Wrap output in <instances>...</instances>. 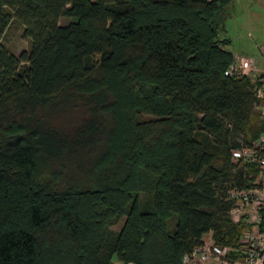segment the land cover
<instances>
[{
  "label": "trees",
  "instance_id": "trees-1",
  "mask_svg": "<svg viewBox=\"0 0 264 264\" xmlns=\"http://www.w3.org/2000/svg\"><path fill=\"white\" fill-rule=\"evenodd\" d=\"M231 1L0 0V264H179L210 231L235 242L226 190L255 169L231 152L264 134V75L226 74Z\"/></svg>",
  "mask_w": 264,
  "mask_h": 264
},
{
  "label": "built area",
  "instance_id": "built-area-1",
  "mask_svg": "<svg viewBox=\"0 0 264 264\" xmlns=\"http://www.w3.org/2000/svg\"><path fill=\"white\" fill-rule=\"evenodd\" d=\"M237 60L226 74L251 75L254 59ZM262 81L256 90L259 98L264 97V78ZM231 153L235 162L247 163L255 169L247 171L245 185H233L226 190L229 216L233 222L241 223L242 228L233 244L217 243L212 232H208L207 237L202 236L182 255L179 264H264V134L252 145L241 146Z\"/></svg>",
  "mask_w": 264,
  "mask_h": 264
},
{
  "label": "rangeland",
  "instance_id": "rangeland-1",
  "mask_svg": "<svg viewBox=\"0 0 264 264\" xmlns=\"http://www.w3.org/2000/svg\"><path fill=\"white\" fill-rule=\"evenodd\" d=\"M70 21V17H60L58 23L67 24ZM219 37L230 39L227 48L233 52L236 62L237 58L254 59L251 75H264V0H232ZM1 43L15 55L28 48V42L22 37V28L15 25L6 31ZM259 108L264 113V108ZM142 116L149 117L147 114ZM208 235L205 233L203 237Z\"/></svg>",
  "mask_w": 264,
  "mask_h": 264
}]
</instances>
